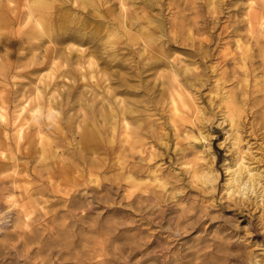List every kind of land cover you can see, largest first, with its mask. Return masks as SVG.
Listing matches in <instances>:
<instances>
[{
  "label": "rangeland",
  "instance_id": "374dc122",
  "mask_svg": "<svg viewBox=\"0 0 264 264\" xmlns=\"http://www.w3.org/2000/svg\"><path fill=\"white\" fill-rule=\"evenodd\" d=\"M161 1L159 5L165 4V31L157 36L163 39L160 46L176 69H188L185 76L192 82L181 89L189 109L184 110V119L176 116L172 94L164 93L167 86L159 85L169 82V68L146 72L142 86L132 77L128 92L117 93V106L134 110L127 116L129 128L125 131L122 120L112 127L109 117L103 119L110 111L106 101L109 95L101 100L108 81L102 77L103 86L95 87L96 95L91 92L102 75V64L97 72L94 69V79L88 78L89 70L82 69L86 75L83 79L75 72L78 66L64 64L61 72L71 74L58 76L57 91L47 88V99L54 90V96L59 97L53 105L62 118V133L47 120V108L37 115L40 125L37 121L34 124L32 108L21 109L28 102L35 104L39 86L44 89L41 78L54 71L51 62L46 67L41 65L48 55L45 51L59 45L48 37L38 40V36H31L24 42L19 36L18 30L34 33L27 24L31 21L35 26V19H28L26 2L15 0L11 11L5 9L7 21L0 29V150L5 141L13 144L11 150L4 147V155L13 158L16 167L12 169H16L6 168L0 178L14 177L20 182L17 192H5L0 199V209H6V215L0 213V264H264L261 189L257 188L258 195L246 191L242 196L226 189L228 169L235 165L238 151L251 167L262 172L264 185V0ZM57 2L56 18L83 17L79 10L90 8V0H76L86 7L73 6L71 1ZM137 2L143 7L140 0ZM249 14L252 26L245 23ZM17 15L25 23H14ZM151 15L162 18L159 7ZM176 31L186 42L172 40V47L165 35L172 37ZM42 41L40 48L29 49L32 42ZM190 50H200L206 57L189 56ZM110 52L107 60L113 55L132 58L124 50ZM123 69L129 72L127 68L110 70L124 76ZM69 93L73 96L68 107ZM60 101L61 105L57 104ZM90 106L99 116L86 121L83 114ZM225 115L232 116L233 123ZM44 121L50 126L45 127ZM20 122L26 125V133L34 134L33 145L40 147L39 135H45L51 145V159L37 153L30 159L17 153L15 136ZM87 125L93 127L96 136L94 154L83 153L78 143ZM39 128L42 132L36 135ZM56 135L65 137L67 143L56 147ZM132 139L139 142V153L130 151ZM116 143L117 154L107 157L106 148ZM80 153L90 158L88 162L95 161L98 168L91 175L87 166L76 160ZM23 176L28 184L22 182ZM20 186L31 189L26 202Z\"/></svg>",
  "mask_w": 264,
  "mask_h": 264
},
{
  "label": "bare ground",
  "instance_id": "6f19581e",
  "mask_svg": "<svg viewBox=\"0 0 264 264\" xmlns=\"http://www.w3.org/2000/svg\"><path fill=\"white\" fill-rule=\"evenodd\" d=\"M14 1L15 0H0V29L5 28V22L7 21L5 18V13H6L5 9L7 8L11 11L12 10L11 5ZM23 1L26 2V4L28 5L30 9V12L27 15L28 19L34 18L35 26L33 25L34 23H32L31 21L30 22L28 21L27 24L30 25L34 33L25 32V31L21 32L20 30H18L19 36L20 35L22 36V38L24 39V42L28 41V39L31 38V36L33 37L38 36L39 37L38 40H43V38L45 39L46 37H48L50 38L52 42L59 45L58 47L54 46L52 49L47 48L45 51L46 54L48 55L44 56V60L42 61L41 65H45L46 67V66H49V62H51L50 63L52 64L51 69L53 68L54 71L52 73H48L47 75H45L44 79L41 78L40 82L43 83L42 85H44L43 87L44 89H41L39 86L37 89V92L35 93V96H36L35 102H34L35 104L28 102V104H26L23 107V109H21L24 112L27 110L28 106L30 107V109L32 108L30 112L32 113L31 116L34 122L37 121V123H39L37 115L41 113L42 109L45 110L47 108V111H48V116L46 117L47 120L52 122V124L54 125L53 128L55 131L62 133V130H63L62 128L63 126L61 127L62 118L58 116L59 112L57 111V107L55 108L53 105L54 100H57L59 97L57 98V96H54L56 94L54 90V93L51 94L50 99H47L46 90H48L47 88H49V91L52 89H56V86L58 85L57 78L58 76H60V74L65 75V72H68V74H71V71L61 72L60 68L64 67V64H66L68 67H71L72 65L78 66L79 68H76L78 70H75V69L74 70L76 74L80 72L81 74L80 77L82 78L86 77V75L82 73L83 72L82 69L83 70L85 69V71L89 70L90 77L88 78H92V79H94L95 75L97 74V73L95 74L93 73L94 69H95V72H97V68L100 66V64L104 66L100 68L99 71H101L102 75L96 80L97 84L94 85V88H91V92L96 95L97 91L95 87H100L105 82L102 79V77L105 78L106 81H108V86H107L108 88L104 90V93H103L104 96L101 100H104V97L109 95L110 101L109 100H106V101L108 103V106L110 107V111L108 113V116L103 117V119L106 120V117H109L108 123H110L112 127H115L114 123L119 122L118 120H122V122H124V125L121 123L124 126L122 129L123 131L129 128L128 123L126 122V119L129 113H134L133 112L134 110H130L126 106L122 107V104L119 107L117 106L119 102L118 101L116 104L118 91L123 92L125 89V92H128V88L130 87L128 85V82L133 80L132 77H137L138 81L141 82V86H142L143 84L142 75L144 73L157 70L162 67L169 68L170 73H171L169 82L168 83L162 82L161 84L159 83V85L167 86V88L164 87V90H163L164 93L167 91L166 93L169 92L170 94H172V104H173L172 109L174 111V114L179 117L181 116L183 119L185 118L186 115L184 116V110L188 108V102L185 100V98H183L185 95L182 89L184 88L181 89V87H183L184 84L188 82H192V80L190 81V77L185 76V74L188 72V69H185V70L176 69L174 63L172 61H169L168 59L169 55H167V53L165 52L163 45L160 46V42L163 39L160 40V38L157 36V33H160V32L162 33L165 31L164 24H163L164 23V12L162 9L165 4L163 6H162V3L161 5L158 4L161 0H140L139 3H141L143 7H138L136 5V3H138L137 2L138 0H118L117 2H111V0H90V2L87 4V5H90V8H85L84 11L79 10V12L83 14V17L79 16L77 18H74L69 15L67 16L64 15V16L56 18L54 15V9L58 6L57 0H40V1L34 0V2H31L32 0H23ZM69 1H71V4L73 6L76 5L77 7H81V6L86 7V3H79V2H76V0H64V3L66 4ZM35 3L37 4L36 6L34 5ZM130 3L131 5H133L132 8L129 7ZM107 4L109 7L106 6ZM157 7H159L160 16L162 18H157L151 15V11ZM247 19L248 20L247 21L245 20L246 21L245 23L250 24V26H252L253 19L250 14H249V17L247 15ZM14 23H16L17 25H21L22 23H25L24 18H21L20 16L17 15ZM168 23H170L174 27V29L177 30V26L173 21H169ZM89 29L91 31H89ZM168 35H165L167 38L166 43L170 42V46L172 45V47L174 45V44H171L172 40H175L177 43L180 42L182 44L186 42L185 41L186 39H183L182 36L178 35L177 31L175 33L172 32V37ZM111 36L113 37V39L110 38ZM179 37L181 38L180 40L182 42L177 39ZM70 42L74 44L70 45L71 44ZM42 45H43V41L40 43L32 42L29 45V49L33 51V50H36L37 48H40ZM86 45H88L89 47ZM85 46L88 48L84 49ZM136 46L137 48H139L137 51L135 50ZM109 50L110 51L114 50L115 51L114 54H117L119 53V51L124 50L127 53L131 54L132 58L125 59V57L123 56L124 59L123 58L120 59L119 55H113V56L110 55L111 57L109 58V60H107L109 53H111ZM73 52H76L75 56L71 55ZM188 54L189 56H192V57H195V56L196 57L200 56L201 58L206 57V54L205 53L202 54L200 50H198L197 52L190 50L188 51ZM112 68H117V69L127 68L129 69V72H126L123 69V71H125L126 73H124L125 75L123 74L124 76H122V74H120V72L118 71H111L110 69ZM75 72L74 73L72 72V73L75 74ZM196 76H199V75L196 74ZM194 78L195 76L193 77V79ZM112 84L116 85L117 88H114V87L112 88L111 87ZM147 86H150V85H147ZM151 88H156V85H152ZM57 90L58 89H56V91ZM121 92L119 93L121 94ZM72 96L73 95L71 93H69L67 96L68 101L66 102V105L68 107L71 101L70 99H72ZM62 100L64 101V99ZM222 100L220 101L221 103H222ZM61 103L62 101L57 102V104H60V105ZM90 107H91L90 111H88L87 114H83V116L85 115V118L83 119H85L86 121L90 119L95 120L97 115L99 116V111L93 108L92 106ZM225 116L229 119L231 123H233L232 119H230L232 118V116L230 115H225ZM14 123L15 122H13V124ZM34 124H36V122ZM44 124H45V127L46 126L48 127L50 126L51 123L49 124L44 121ZM24 126H26L24 122H20L17 125L18 127L17 136H15L17 153L23 154L25 156L27 155L29 156L30 159L35 153H37L38 156L44 157L45 159H51L50 158V156L52 155V149L50 150L51 145L48 142V139L44 137L45 135L42 136L41 134L42 129L39 128L37 130L38 134H36V135L41 134V136L39 135V140L37 142L38 144H40V147H39V146L33 145L32 138H34V134L26 133V129L24 128ZM36 129H37V126H36ZM115 130L116 129L113 128V131ZM122 130H121V134H122ZM126 134L130 136L129 133H126ZM54 138L59 139V141L55 145L56 147L61 146L62 143L63 144L65 142L67 143L65 137L59 138V136L56 135L54 136ZM115 138L116 136L113 135L112 139H115ZM130 139L131 138L129 137V140ZM95 141H96V136H95L93 127H89V125H87L86 128L82 130L81 135L78 136V143L83 146L81 148L82 152L87 153L91 151L93 154L96 153L97 149L93 148L95 145L94 143H97ZM131 141L134 142L133 139ZM7 142L5 141V143H3V149L0 150V175L3 172H6L7 170L6 168L12 169V167H16V165L12 162L13 158L9 157L8 154H7L8 156L4 155L5 153L4 151L7 150L5 148L8 147L10 149L13 147L12 146L13 144L11 143L7 144ZM127 142L129 141H126V143ZM122 144L124 143L123 142L121 143V147H122ZM138 144L139 142L130 143L129 145V147L131 148L130 151L135 150L136 153H139L140 144L139 145ZM116 146H117V143L114 145L108 146L106 148L107 157L108 156L111 157V156H114V154L115 155L117 154L116 152L118 151H116ZM10 150L9 152H11ZM236 156L237 157H236L235 165L232 168L228 169L230 173L229 174L230 177L228 179V184L226 187L228 193H231V192L234 194L238 193L240 194V196H242V195H246V191H252V192L256 191V195H258L257 188H259L261 189V191L259 192L260 193L259 196L262 198V202H264V185L262 183V177H263L262 172L256 168L251 167V165L248 162H246L245 157L239 151L237 152ZM87 157L89 158L88 155ZM76 160H80V163L85 164L87 166V169H88L87 172H89L90 175L92 174V172H94L95 167H97V165L94 163L95 161L88 162L90 158L86 159V157L81 155V153H80V156H78V159L76 158ZM92 160H96V159H92ZM96 161H98L100 164L99 160H96ZM138 166H139V163H138ZM13 169H16V168H13ZM16 174H19V173H16ZM23 178L24 179H22V182H24V184H28V181L26 180V178L24 176ZM17 182H20V181H17L14 177L10 180H5V179L0 178V199H2V197L6 194L5 192H8V193L12 191L17 192L16 190L19 189V187L17 188ZM11 185L15 186V188L12 187ZM20 188L23 190V191L21 190L22 191L21 193H22V196L25 198L24 202H26V199L28 198V196H31V193H30L31 189L27 190V188L23 186H20ZM3 203H4V200H3ZM23 205L25 204L23 203ZM4 211L0 209V213H2L3 215H6L5 214L6 212ZM25 215H27V213H25ZM5 218L7 217L5 216Z\"/></svg>",
  "mask_w": 264,
  "mask_h": 264
}]
</instances>
